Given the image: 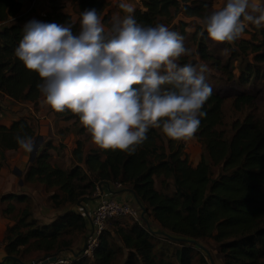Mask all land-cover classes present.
Wrapping results in <instances>:
<instances>
[{
    "label": "trees",
    "instance_id": "obj_1",
    "mask_svg": "<svg viewBox=\"0 0 264 264\" xmlns=\"http://www.w3.org/2000/svg\"><path fill=\"white\" fill-rule=\"evenodd\" d=\"M213 2L141 0L134 16L142 25L162 23L184 35L188 23L180 20L171 26L172 21L178 15L201 20L214 9ZM72 5L77 21L52 4L43 22H71L73 31H78L80 12L95 7L105 27L111 26L104 14L108 7L105 0H72ZM19 11L17 0H0V95L36 104L42 95L37 88L41 78L14 54L23 27L5 23ZM245 34L251 37L230 44L215 42L212 49L225 50V54L215 55L206 30L198 26L190 34L196 49L180 59L181 64H207L225 83L241 87L231 93L229 112L225 96L211 85L212 94L203 106L206 115L193 135L201 145L196 165L189 163L180 140L157 128L149 129L147 139L133 153L99 146L85 153L84 143L77 140L71 166L61 167L52 163L48 151L56 146L48 142L29 161L22 182L31 187L42 185L53 209L93 202L97 185L115 182L133 194L141 209L148 228L134 221L111 219L93 256L72 264H115L118 256L119 264H216L200 244L199 240L205 239L216 244L222 264H264V114L250 112L258 99L256 83L264 77V27L250 25ZM55 114L73 120L72 126L80 123L68 110ZM228 117L229 125L225 123ZM17 135L32 136L35 142L38 139L26 118L9 126L0 124V157L6 150L19 148ZM0 203L13 221L5 229L4 252L18 264L59 257L89 231L85 208L80 212L68 209L45 224L34 218L30 199L24 194L2 195ZM150 218L158 229L151 227ZM37 252L41 255L33 257Z\"/></svg>",
    "mask_w": 264,
    "mask_h": 264
},
{
    "label": "clouds",
    "instance_id": "obj_2",
    "mask_svg": "<svg viewBox=\"0 0 264 264\" xmlns=\"http://www.w3.org/2000/svg\"><path fill=\"white\" fill-rule=\"evenodd\" d=\"M117 6L124 15L108 28L95 7L80 12L78 31L71 22L31 19L14 54L41 78L46 104L75 114L102 149L133 153L150 128L174 140L192 138L212 94L208 66L181 64L191 53L183 35L162 23H138L131 0ZM199 23L212 41L230 44L250 25L264 27V0H223ZM15 140L26 152L36 148L32 136Z\"/></svg>",
    "mask_w": 264,
    "mask_h": 264
},
{
    "label": "crops",
    "instance_id": "obj_3",
    "mask_svg": "<svg viewBox=\"0 0 264 264\" xmlns=\"http://www.w3.org/2000/svg\"><path fill=\"white\" fill-rule=\"evenodd\" d=\"M20 3V11L17 15L10 17L9 20L5 23L13 24L16 23L19 26L24 27L25 23L31 19H35L43 22V15L48 13L51 9V5L55 4L60 7V12L70 15L73 21H77L78 15L73 10L72 0H17ZM108 3V7L105 10L104 14H107L109 22L112 21V17L118 16L122 17L124 15L123 11L117 6L118 0H105ZM141 0H131L135 5V8L140 5ZM218 2L219 4L214 7V4ZM221 0H214L213 8L220 7ZM179 20L184 22L190 20H198L197 18H187L181 15ZM174 24H171V26ZM0 124L9 126L14 120L19 118H26L30 123L33 124L36 134L38 135L39 147L37 151H40L44 145L50 142L53 146H61L59 150L56 147L49 149V154L52 159V163L61 167H68L72 164V150L75 147L77 140H82L80 138V126H72L73 120H64L61 117H58L55 114V111L50 108L44 101L43 94L38 99L37 103L32 102H18L8 96L0 95ZM55 127L57 128L54 131ZM69 128L68 130H65ZM194 137V136H193ZM35 142V143H36ZM84 143L85 153L90 148L97 147L96 144L89 139V143L86 145ZM36 151V153H37ZM35 153V154H36ZM0 157V196L12 193V194H24L31 201L34 202L36 210H32V214L35 219L41 223L49 224L51 223L57 215H60L67 211L68 209L80 212L81 208L87 209V213L90 212L98 203V196L95 197L93 202L84 201L82 202L83 206H71L64 205L59 209H53L46 202L38 204L37 197H46L47 193H43L41 188L43 186H37L31 188L29 185H25L22 182V178L27 169V166L30 161L31 152H26L20 147L16 150H6L1 153ZM188 161L191 165H196L197 162L192 163L190 156H188ZM102 195L105 197H113L119 201H128L133 205L137 206L138 203L135 200L133 194L128 191L126 188H117L112 184H102L101 185ZM40 190L43 194L40 193ZM46 201V200H45ZM140 208V207H139ZM4 204L0 203V264H18L12 259H8L4 252V236L5 229L7 226L11 225L13 221L3 213ZM158 229L159 225L152 221ZM90 232L87 229V233L79 237L74 241L73 246L66 251H63L59 257L70 258L77 255L82 249L86 236ZM41 252L33 254V257H39Z\"/></svg>",
    "mask_w": 264,
    "mask_h": 264
},
{
    "label": "rangeland",
    "instance_id": "obj_4",
    "mask_svg": "<svg viewBox=\"0 0 264 264\" xmlns=\"http://www.w3.org/2000/svg\"><path fill=\"white\" fill-rule=\"evenodd\" d=\"M222 3H223V0H221L220 6L222 5ZM218 4L219 3L216 2L214 4V7H216V5H218ZM179 19H180L179 16H177L172 21V24H174L172 26L177 25L178 21H180ZM187 23L188 24L184 28V32H185L184 35H183L185 37V41L184 42H185V46L192 51V50H195L196 47H195V44L191 40L190 34L195 32L198 26H200L201 29L203 27L201 26V24L199 23L198 20H190V21H187ZM169 28L172 29V27H169ZM250 37H251V34H245L241 38L247 39V38H250ZM207 41H208L209 46L211 47V50L215 53V55L225 54V50L222 47H219V48H216V49H212V48H214L216 46L215 45V41H212L210 38ZM208 70L209 71H208V74L206 76L207 77V82L210 85L214 86L215 88H217L218 90H220L222 92V94L225 96V100H226L225 101V110L227 109L230 112L229 106L231 104V100H230L231 93L233 91L238 90V89L241 90V87L240 86H236V84L225 83L221 79L219 74L216 73L215 71L211 70L209 68V66H208ZM255 91H257L256 94L258 96V99L256 100L255 105H254L253 109L250 110V112L253 110L254 114L258 116V115L264 114V77L258 83H256ZM234 116H236V115H234ZM230 121H231V118L228 117V118H226L225 123L229 125ZM78 126H80L81 127V131H83L82 133H80V135H81L80 138L87 145L89 143V139H91V136L86 131V129L81 125V123H79ZM56 129L57 128L55 127L54 131H56ZM180 142L182 143V149H183L184 153H186L187 156H190V158L192 160V163H194V162L198 163L199 160H200L201 145L197 141L196 137H192V138H190L188 140H180ZM38 186L42 187V185H38ZM34 188L37 189L36 187H34ZM41 190L45 194V190L42 189V188H41ZM41 190H40V193L43 194L41 192ZM37 202H38V204H41L42 202H46V204H49V202L47 201V195H46L45 199H44V197H41L39 195V197H37ZM30 206L32 207L33 210H36V208H38V205H37V207H35L34 206V202L31 201V200H30ZM118 220L122 221V220H129V219L123 218V219H118ZM151 227L154 228V229H157L152 222H151ZM107 228H110L109 224L107 225ZM199 241H200V244L202 246H204V248L211 254L212 261L215 262L216 264H222V257H221V255L219 254V252L217 250L216 244L210 239L199 240ZM120 261H121V256H118L117 259L115 260V264H119ZM208 261L211 262L210 259Z\"/></svg>",
    "mask_w": 264,
    "mask_h": 264
},
{
    "label": "built area",
    "instance_id": "obj_5",
    "mask_svg": "<svg viewBox=\"0 0 264 264\" xmlns=\"http://www.w3.org/2000/svg\"><path fill=\"white\" fill-rule=\"evenodd\" d=\"M43 16H45V14ZM110 184L117 188H123L122 184L119 182ZM101 189V185H97L95 188L94 195L98 196V203L89 212V215H87L90 232L86 236L84 245L80 252L70 258L56 257L54 261L48 262V264H72L78 259L91 258L94 250L99 244L101 233L105 230L107 222L111 219L127 218L130 221H134L142 225L144 228H148V226L145 225L141 209L138 205L135 206L128 201H119L113 197H105V195H102ZM41 261L42 260L37 263L32 262L31 264H41Z\"/></svg>",
    "mask_w": 264,
    "mask_h": 264
},
{
    "label": "water",
    "instance_id": "obj_6",
    "mask_svg": "<svg viewBox=\"0 0 264 264\" xmlns=\"http://www.w3.org/2000/svg\"><path fill=\"white\" fill-rule=\"evenodd\" d=\"M40 140H41V138H39V141L36 142V148L31 152L30 160H32L33 157L35 156V153H36V151H37V149H38V147H39V142H40ZM55 258H56V256H50V257H48V258L43 259L40 263H41V264H48V262L54 261Z\"/></svg>",
    "mask_w": 264,
    "mask_h": 264
}]
</instances>
